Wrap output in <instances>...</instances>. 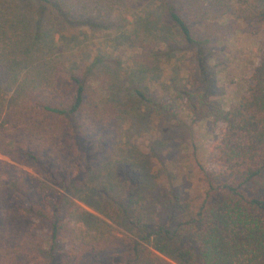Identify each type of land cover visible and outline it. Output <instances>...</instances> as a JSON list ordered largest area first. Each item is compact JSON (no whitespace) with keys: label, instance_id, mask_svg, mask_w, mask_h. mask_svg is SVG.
Masks as SVG:
<instances>
[{"label":"trees","instance_id":"trees-1","mask_svg":"<svg viewBox=\"0 0 264 264\" xmlns=\"http://www.w3.org/2000/svg\"><path fill=\"white\" fill-rule=\"evenodd\" d=\"M123 1L0 0V264H172L148 247L178 264H264V49L229 106L208 97L207 61L209 47L234 32L220 22H264V0H154L178 34L160 29L158 43L169 55L177 44L193 49L208 85L195 95L170 82L180 107L130 83L137 104L223 126L211 167L198 170L201 189L188 194L151 192L146 170L122 149L120 121L134 105L122 101L106 56L89 55L82 67L56 54L58 44H79L73 34L85 27L124 25ZM134 71L138 80L155 75ZM112 158L119 198L99 191L100 181L115 190ZM91 175L100 181L88 191ZM69 194L132 237L122 240Z\"/></svg>","mask_w":264,"mask_h":264},{"label":"rangeland","instance_id":"rangeland-1","mask_svg":"<svg viewBox=\"0 0 264 264\" xmlns=\"http://www.w3.org/2000/svg\"><path fill=\"white\" fill-rule=\"evenodd\" d=\"M163 9L164 7L157 5L154 0H124L120 3L118 12H122L124 16V25L118 26L111 20L110 25L105 24L108 29L101 28L99 23L95 25L96 28L85 27L82 32L73 34L81 36L79 44H58L56 54L70 56L72 62L75 60L74 64H82V67L88 63L84 62L89 55L91 58L98 53L106 56L108 62L104 65L112 70L111 72H116L119 86L122 88L120 94L122 101L134 105L132 113L120 121L119 141L122 149L127 152L129 158L139 162L137 168L146 170L147 181L152 186L149 189L151 192L157 194L162 188H176L180 193L188 194L201 189L197 180L198 170L201 166L206 169L211 167L209 148L217 140L222 124L213 125L211 119L194 120L192 114L181 108H178L176 119L170 117L169 113L150 112L141 102L137 104L132 87H128L130 83H138L136 86H140L150 96L165 104L175 102L180 107L182 103L174 100L175 94L169 88L170 82L175 81L180 87L195 95L203 93L207 88L208 83L198 70V59L193 49L175 43L176 51L169 55L165 45L158 43L156 35H159L160 29L165 30L164 35L168 31L171 32L168 34L178 35L175 33L176 28L167 17H164ZM150 14H154V17L147 22ZM90 17L91 22L98 19L96 15ZM220 24L221 26L229 24L234 32L226 39L216 40L209 47L210 55L207 61L212 75L209 78L211 90L208 97L222 100L225 106H229L237 102L245 92V78L264 49V22L244 21L233 17L225 18ZM60 25L64 23L61 22ZM56 36L60 39L58 35ZM140 67L154 70L155 75H144L143 79L138 80L136 73L138 71L134 70ZM132 72L136 76H132ZM0 158L7 159L2 155ZM115 159L112 158V162ZM118 163L114 161L116 166L114 176L111 174L112 178L114 177L115 190L109 191L106 182L101 183L96 175L88 178L87 190L100 181L101 194L105 192L113 198H119L120 180L116 173ZM101 177H107V173L103 171ZM69 196L75 203L110 226L122 240L132 237L125 226L103 218L72 194ZM100 199V195H96L91 201L96 204ZM146 249L172 264H178L152 248Z\"/></svg>","mask_w":264,"mask_h":264}]
</instances>
